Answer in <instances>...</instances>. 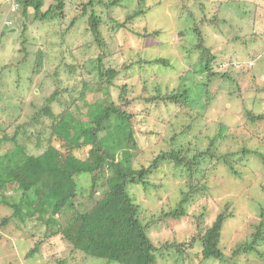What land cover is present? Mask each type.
Masks as SVG:
<instances>
[{
	"label": "rangeland",
	"instance_id": "obj_1",
	"mask_svg": "<svg viewBox=\"0 0 264 264\" xmlns=\"http://www.w3.org/2000/svg\"><path fill=\"white\" fill-rule=\"evenodd\" d=\"M86 1L77 0L79 4H76L73 0H64L63 12L67 13L65 19H61L56 12L48 13L44 19H33V8H25L24 15L22 6L14 10L12 6L16 7V4L12 0H0V138L10 136L16 129L20 130L19 127L23 131H29L32 134L29 139L22 138L25 135L22 131L18 135L29 154L43 152L49 145V138L54 147H60L61 153L67 152L66 148L69 146L63 137H58L50 129L51 120L61 134L65 135L68 126L89 125L90 116L96 112L91 106L101 96L96 90L85 91L83 99L88 101V105L75 113L70 111L71 106L66 103L80 99L83 80L87 77L81 72L79 63L85 58L89 60L92 54L90 50L86 52L85 48L86 41L91 42L93 38L92 33L86 29V17H81L72 24L70 30L67 29L73 16L82 13L81 2ZM220 1L223 4L218 6ZM53 2L44 0V8H48ZM142 3L147 8L146 13L137 16L134 21L141 27L145 25L148 31L159 30L157 37L151 36L143 40L126 30L118 29L116 35L108 38L106 26L100 25L103 38L112 53L110 62L120 69L124 63L130 69L133 62L132 69L128 71L134 73L135 78L132 74L126 77L121 70L120 85L127 83L135 95L140 93V86L144 85L160 94L171 92L180 86L190 92L189 104L183 108L154 105L144 108L147 104L140 100L132 102L131 106L138 113L135 135L144 149L135 157L134 167H147L162 149L169 148V142L175 147L179 143L187 145L190 140L193 149L196 147L205 150L225 113L231 118L230 124L240 125L239 129L233 128L232 135L229 136L235 141L233 150H239L243 145L261 149L262 144L255 136L260 135L258 132L264 134V121L258 122L254 127L244 124L241 109L250 104L248 97L252 95L255 86L264 85V26L259 24H264V0H135L128 7L138 8ZM201 3L205 5L203 10L199 8ZM187 7L199 14L198 20L203 17L211 19L216 16L214 13L217 14L220 30L217 25L206 22L202 25L205 45L216 56L212 67L218 70L227 68L238 78L235 84L237 96L229 97L225 91L220 92L208 107L205 106V96L202 93L206 89L213 94L220 87L222 79L211 76L210 83L203 85V72L199 64H196L198 53L190 51L197 35ZM93 8L97 14L108 11L117 20L124 19V13L101 3L94 4ZM252 11L259 25L252 24ZM24 24L31 44H26V50L22 52L19 36ZM255 29L256 32L253 33ZM244 34H247L246 39L244 36H236ZM240 40H244L242 46ZM37 49L42 50V56L36 59ZM105 51L108 52V48ZM254 53V59H248ZM154 57H163L168 60V64L149 65L139 62ZM247 66L255 68L248 71ZM238 69H243L244 73L239 74ZM231 76L234 77L232 74ZM235 85L232 87L235 88ZM110 90L113 96L116 95L114 86ZM236 104L240 105L239 108ZM255 105L259 112L264 111V91L258 92ZM42 109H48L45 112L51 114L50 118ZM143 110H150L159 120L164 118L165 123L160 125L154 117L144 120L146 115ZM204 111L208 116L201 118L199 113L203 114ZM38 119L44 124L38 123ZM180 122L191 124L189 131L185 135H175L173 141L169 140ZM231 139L221 140L218 135L215 144H220V149H223ZM38 141L40 147H37ZM1 146L5 151L11 143L6 141ZM78 156L83 155L78 153ZM206 160L207 158L203 168ZM247 161V166L238 163L235 165L236 173L222 163L211 168L206 180L199 181L201 187L205 185V190L199 192L200 197L194 196L189 201L186 214L180 218L163 217V213L176 207L182 198V192L189 190L188 177L173 165L164 164L151 173L148 176L150 184L146 188L142 185L129 186V193L140 204L142 222H150L147 231L151 241L162 249L158 252L161 255H157V264H264V241H259L255 250H241L236 254L233 252L238 245L252 238L259 223L264 225V162L254 156H249ZM206 166L210 167L209 164ZM89 178L86 172L77 178L78 192L88 193ZM51 179V175L46 173L41 181L46 186ZM12 186H8L6 192L17 196L18 193ZM37 193L42 195L41 190ZM225 207L226 212L232 215L221 229L219 247L223 250L224 260L209 258L200 263L202 248L197 241L192 246L184 247V251L180 252L182 258L175 246L165 249L164 242L178 241L187 244L197 234L196 225L208 226L213 221V215ZM11 210L0 205V221ZM201 210L203 214H200ZM30 212L31 217L36 218L37 212ZM7 225L0 226V264H99L97 259L85 258L67 242L63 232L50 236V233L60 228L59 224L48 228V232L46 230V239L39 244L42 255L28 257L26 253L35 238L17 230L14 225ZM45 229V225L31 227V230L29 228L30 233H35L36 237Z\"/></svg>",
	"mask_w": 264,
	"mask_h": 264
},
{
	"label": "trees",
	"instance_id": "obj_2",
	"mask_svg": "<svg viewBox=\"0 0 264 264\" xmlns=\"http://www.w3.org/2000/svg\"><path fill=\"white\" fill-rule=\"evenodd\" d=\"M12 1L16 4V7L12 6L13 9L22 6L24 15L26 14L25 8H33V19L34 17L44 19L48 13L55 12L61 16V19L66 18L67 13L63 12L64 0H53L54 2L48 8H44V0ZM73 1L79 4L77 0ZM133 1L135 0H87L81 2L82 13L75 14L76 16H73L67 28L70 30L73 23L85 16L87 20L86 29L93 36L91 42L86 41L87 45L85 46L86 52L88 50L92 52L90 59L85 58L82 63H79L81 72L86 75L87 79L83 80L80 99L72 102L66 101L71 106L70 111L75 113L88 105V101L83 99L86 90H96L101 93L96 103L91 104L96 112L90 116L89 125L68 126L65 135H62L60 129L51 120L50 129H53L58 137H63L69 146L66 148L67 152L61 153L60 147H54L50 143L51 138H49L47 141L49 145L43 152L29 154L25 150L22 140L18 138L21 136L18 135L22 131L25 134L22 138L29 139L32 134L29 131L21 130V127H19L20 130L16 129L10 136L0 138V205L12 209L8 216L2 217L0 226H5L10 222L7 226L14 225L17 230L35 238L33 245L26 253L28 257L42 255L39 244L46 239V230L48 232V228L59 224L60 228L58 227L50 233V236L63 232L67 242L78 249L85 258L97 259L99 264H110L111 262L118 264H157V255H161L158 252L162 249L151 241L147 231L150 222H142L139 212L140 204L135 202L129 193V186L142 185L146 188L150 184L148 176L151 173L164 164L173 165L172 167L180 170L188 177L189 190L182 192V198L176 207L163 213V217L180 218L186 214L185 209L190 205L189 201L194 196L200 197L199 192L202 193L205 190V185L201 187L200 182L206 180L209 170L215 168L217 163H222L224 167L236 173L235 165L238 163L247 166L249 156H254L264 162V134L258 132L260 135L255 136L262 144L261 149L243 145L239 150H233L235 141L229 136L232 135V129H239L240 125L230 124L231 118L229 119L228 114L225 113L218 122L217 132L209 138L205 150L196 147L193 149L190 140L187 145L179 143L175 147L169 142V148L162 149L147 167H134L135 157L144 149L135 135V121L138 113L131 106L132 102L140 100L147 104L144 108H149L151 105L183 108L189 104L190 90L180 86L171 92L160 94V92L147 89L144 85L143 87L140 86V93L135 95L127 83L120 85L119 74L121 70L124 71L126 77L132 74V77L135 78V74L128 71L132 69L133 62L130 69L125 63L120 69L115 63L110 62L112 53L103 38L100 25L106 26L109 31L108 38L116 35L118 29L126 30L131 35L138 36L143 40L151 36L157 37L159 34L157 29L148 31L145 25L141 27L135 23L136 17L144 15L147 8L144 3L140 4L138 8L128 7ZM96 3H101L105 7H112L121 14L124 13V19L122 21L117 20L108 11L105 14H97L93 8ZM138 4L139 2L136 3V5ZM221 4H223L222 1L219 2L218 6ZM199 5V8L203 10L205 5L203 3ZM256 6L258 7V4H255ZM187 9L194 25L193 30L197 35L195 43L192 44L193 49L191 48L190 51L198 53L196 64H199L203 72V85L206 86L210 83L211 76H219L222 79L220 87L213 94L204 89L202 96H205V106L208 107L213 99L223 91L229 97L237 96L235 84L238 82V78L235 73L227 68L218 70L212 67L216 56L205 45L202 25L204 22L209 25H217V14L214 13L213 15L216 16L211 19L203 17L198 20L199 14L189 7ZM104 16H106L105 19ZM250 16L253 25L261 24L264 26L262 22L258 24L254 17V11ZM217 27L220 30L219 23ZM255 32L256 29L253 30V33ZM236 36H244L246 39L247 34ZM242 41L244 40H240L241 46ZM19 42L22 52L26 50V44H31L26 24L23 25ZM105 48H108V52L105 51ZM246 49L248 48L246 47ZM41 52V49L36 50V59L42 56ZM70 54L75 56L73 53ZM253 56L255 57V53L248 59H254ZM139 62H146L149 65L168 64V60L163 57L142 59ZM235 67L239 68L238 65ZM229 68L231 69V67ZM253 68L255 66H247L246 69L251 71ZM242 73L244 70L240 69L239 74ZM233 85L235 88L232 87ZM113 86L114 92H116L114 96L110 90V87ZM261 91H264V85H256L252 90V95L248 97L250 104L241 109L245 118L244 124L251 127L264 121V111L259 112L255 105L258 92ZM236 106L239 108L240 105L236 104ZM45 111L48 112V109ZM45 111L43 110L44 114L50 118L51 114L48 115ZM143 112L146 115L144 120L147 117L149 119L154 117L150 110H143ZM185 114L187 113L185 112ZM199 116L204 118L208 114L204 111L203 114L199 113ZM154 118L160 125L165 123L164 118L162 120L157 117ZM37 122L44 124L39 119ZM190 126L191 124L187 125L180 122L169 140L173 141L175 135L178 134L185 135ZM218 135H220L221 140L231 139L223 149H220V144H215V138ZM6 141L11 143V146L3 151L1 145ZM40 146V141H38L37 147ZM78 153H82L83 156L79 157ZM205 158L207 160L203 168ZM207 164L210 165L209 168L206 166ZM85 172L90 177L89 189L86 194L77 190V178ZM46 173L51 175L52 179L45 186L41 179ZM9 183L10 185H8ZM8 186H12L18 195L8 194L6 192ZM38 190L42 191V195H38ZM226 207L213 215V221L208 226L199 227L196 225L197 234L193 235L187 244L178 241L164 242L165 249H171L175 246L182 258L180 252L184 251V247L192 246L194 241H197L202 248L200 250L202 254L200 263L209 258L224 260L223 250L219 247L221 229L223 223L232 215L226 212ZM28 210L37 212L36 218L31 217L32 214ZM200 214H203L202 210ZM262 214L264 215V213ZM29 224L31 227L45 225L46 229L36 237L35 233H30ZM6 232H10V230H6ZM36 239L39 240L36 241ZM259 241H264V225L262 223H259L257 230L252 234V238L238 245L233 252L236 254L241 250H255V245ZM58 262L61 263V261Z\"/></svg>",
	"mask_w": 264,
	"mask_h": 264
}]
</instances>
